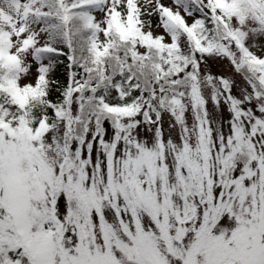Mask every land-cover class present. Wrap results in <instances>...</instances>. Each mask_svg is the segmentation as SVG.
<instances>
[{
    "label": "snow or ice",
    "instance_id": "1",
    "mask_svg": "<svg viewBox=\"0 0 264 264\" xmlns=\"http://www.w3.org/2000/svg\"><path fill=\"white\" fill-rule=\"evenodd\" d=\"M0 264H264V0H0Z\"/></svg>",
    "mask_w": 264,
    "mask_h": 264
},
{
    "label": "rangeland",
    "instance_id": "2",
    "mask_svg": "<svg viewBox=\"0 0 264 264\" xmlns=\"http://www.w3.org/2000/svg\"><path fill=\"white\" fill-rule=\"evenodd\" d=\"M213 71H215V69H213Z\"/></svg>",
    "mask_w": 264,
    "mask_h": 264
}]
</instances>
